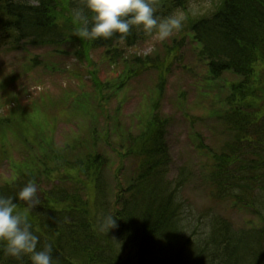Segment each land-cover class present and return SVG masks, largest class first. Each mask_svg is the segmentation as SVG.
Segmentation results:
<instances>
[{
  "label": "trees",
  "instance_id": "1",
  "mask_svg": "<svg viewBox=\"0 0 264 264\" xmlns=\"http://www.w3.org/2000/svg\"><path fill=\"white\" fill-rule=\"evenodd\" d=\"M189 2L155 0L156 15L185 13V29L210 78L220 79L226 73L234 77L222 91L218 112L230 139L212 155L206 180L212 198L250 218L235 226L229 218L211 214L207 222L192 224L180 198L182 169L179 177L167 178L168 119L155 110L156 103L136 132L128 128L116 139V174L125 161L131 164L126 178L115 179L110 197L101 172L111 163L94 146L93 136L83 148L59 155L37 127L32 144L43 151L39 164L20 171L13 182L0 183V196L15 197L27 182L36 184L40 204L30 208L19 199L14 203L40 237L38 249L45 243L53 246L54 264H264V0H217L200 15L188 12ZM76 6H82V0H0V47L70 45L88 62L96 49L114 60L119 44L131 47L146 35L133 27L125 39L117 35L82 40L74 35ZM28 59L31 66L37 63L36 56ZM131 60L135 65L120 85L130 73L147 68L146 60L136 56ZM158 73L160 92L164 74L160 69ZM93 79L100 99L102 83ZM20 116L19 124L29 127L23 120L27 121L26 115ZM12 117L7 119L12 122ZM0 123L3 137L10 125L5 118ZM47 159L52 164H46ZM65 179L72 182L65 185ZM82 184L89 189L86 195L79 193ZM107 216L116 220L109 230L101 228ZM0 264L30 261L7 257L0 246Z\"/></svg>",
  "mask_w": 264,
  "mask_h": 264
},
{
  "label": "rangeland",
  "instance_id": "2",
  "mask_svg": "<svg viewBox=\"0 0 264 264\" xmlns=\"http://www.w3.org/2000/svg\"><path fill=\"white\" fill-rule=\"evenodd\" d=\"M216 1L190 0L187 9L192 15H200ZM173 15L184 17L185 13ZM118 49L120 53L114 60L101 49L93 50L88 62L76 56L70 45L61 49L0 47V118L10 125L5 136L0 131V183L9 182L13 176L16 179L20 171L39 164L43 151L39 153V147L32 144L38 127L59 155L70 148H83L93 136L94 146L111 163L101 172L110 197L115 179L126 178L131 164L125 161L116 174V139L128 128L136 132L156 103L155 110L168 119L165 138L171 163L167 178L179 177L182 169L180 198L188 219L199 226L216 214L229 218L235 226H243L250 217L228 202L212 198L206 180L212 155L230 139L218 112L222 91L234 77L226 73L220 79L210 78L184 20L182 29L163 42L154 35H145L134 46L119 44ZM31 56L37 59L32 66L28 59ZM132 56L146 60L147 68L130 73L120 85L127 70L135 65ZM159 69L164 74L160 92ZM93 78L102 83L100 99ZM21 113L26 115L27 121L23 120L29 127L19 124ZM8 115L13 116L12 122ZM47 160L46 164H52ZM65 180V185L72 182ZM79 193L86 195L88 187L82 184Z\"/></svg>",
  "mask_w": 264,
  "mask_h": 264
},
{
  "label": "clouds",
  "instance_id": "3",
  "mask_svg": "<svg viewBox=\"0 0 264 264\" xmlns=\"http://www.w3.org/2000/svg\"><path fill=\"white\" fill-rule=\"evenodd\" d=\"M155 0H82V6L72 10L74 35L82 40L95 41L117 36L125 39L135 27L146 35H154L163 42L179 32L184 17L156 15ZM70 67V66H69ZM13 176L10 182H13ZM37 186L27 182L15 197L0 196V246L5 256L30 264H54L53 246L45 243L38 249L40 237L32 230L28 216L16 210L14 199L24 201L33 208L40 204ZM116 225L114 216L104 217L101 228L108 230Z\"/></svg>",
  "mask_w": 264,
  "mask_h": 264
}]
</instances>
